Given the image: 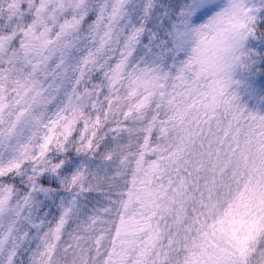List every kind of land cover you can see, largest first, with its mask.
Masks as SVG:
<instances>
[{
	"label": "snow or ice",
	"instance_id": "snow-or-ice-1",
	"mask_svg": "<svg viewBox=\"0 0 264 264\" xmlns=\"http://www.w3.org/2000/svg\"><path fill=\"white\" fill-rule=\"evenodd\" d=\"M0 264H264V0H0Z\"/></svg>",
	"mask_w": 264,
	"mask_h": 264
}]
</instances>
